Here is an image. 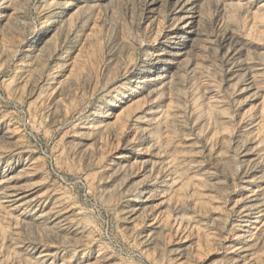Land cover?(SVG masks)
<instances>
[{
	"label": "rangeland",
	"instance_id": "obj_1",
	"mask_svg": "<svg viewBox=\"0 0 264 264\" xmlns=\"http://www.w3.org/2000/svg\"><path fill=\"white\" fill-rule=\"evenodd\" d=\"M0 264H264V0H0Z\"/></svg>",
	"mask_w": 264,
	"mask_h": 264
},
{
	"label": "bare ground",
	"instance_id": "obj_2",
	"mask_svg": "<svg viewBox=\"0 0 264 264\" xmlns=\"http://www.w3.org/2000/svg\"><path fill=\"white\" fill-rule=\"evenodd\" d=\"M155 80H157V79H155V78H151L150 79V82H152V81H155ZM252 222H253V220H251ZM246 225H247V223H245Z\"/></svg>",
	"mask_w": 264,
	"mask_h": 264
}]
</instances>
